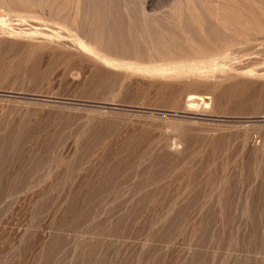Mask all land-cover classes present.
Instances as JSON below:
<instances>
[{"label": "rangeland", "instance_id": "rangeland-1", "mask_svg": "<svg viewBox=\"0 0 264 264\" xmlns=\"http://www.w3.org/2000/svg\"><path fill=\"white\" fill-rule=\"evenodd\" d=\"M0 264H264V0H0Z\"/></svg>", "mask_w": 264, "mask_h": 264}, {"label": "bare ground", "instance_id": "bare-ground-1", "mask_svg": "<svg viewBox=\"0 0 264 264\" xmlns=\"http://www.w3.org/2000/svg\"><path fill=\"white\" fill-rule=\"evenodd\" d=\"M227 44V43H226ZM230 45V44H229ZM225 50V49H224ZM223 53V52H222ZM221 61V60H220ZM192 96V95H191ZM196 102V98H195V96L194 97H189V99H188V103H190V105L191 104H194ZM194 106V105H193ZM191 108V107H190Z\"/></svg>", "mask_w": 264, "mask_h": 264}]
</instances>
